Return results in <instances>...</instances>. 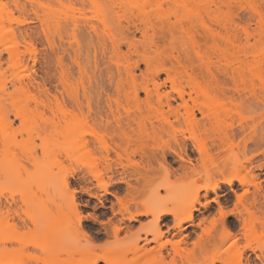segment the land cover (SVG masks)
<instances>
[{
    "label": "rangeland",
    "instance_id": "rangeland-1",
    "mask_svg": "<svg viewBox=\"0 0 264 264\" xmlns=\"http://www.w3.org/2000/svg\"><path fill=\"white\" fill-rule=\"evenodd\" d=\"M55 1L18 0L15 7L12 0H2L0 5V259L12 250L9 260L19 264H264V35L253 48L255 58H241L235 65L243 78L234 82L225 65L207 52L200 31L196 41L201 58L166 23L150 46L136 28L118 27L112 20L118 38L133 37L136 49L122 44L116 61L110 43L90 29L95 14L80 0H58L85 11L57 7L53 24L45 32L36 3L54 5ZM255 1L264 10V0ZM231 13L237 25L256 28L246 2L231 3ZM229 34L242 41L239 28L232 27ZM145 58L158 70L179 61L192 73L174 82L159 74L162 102L167 99L170 110L163 105L156 111L144 107L139 111L132 104L133 94L140 102L145 99ZM128 65L134 72L133 82L124 71ZM178 92L184 93L193 114L190 123L184 122L183 109L175 111L180 104ZM211 97L217 101L208 105ZM155 99L152 93L150 102ZM128 118L136 122H130V128ZM118 128L133 138L137 130L144 131L149 136L145 152L156 160L146 165L144 158L135 156L131 160L136 166L139 163L137 173L129 169L131 165L123 170L124 160L118 165L111 154L107 172L91 133L112 136ZM224 135L228 141L217 150L215 145ZM173 136L186 140L192 165L169 152L175 147ZM198 144L205 150L202 157L193 149ZM95 167L102 171L103 182L110 183L108 193L89 174ZM122 178L133 189L138 186L136 193L120 182ZM239 178L246 180L245 186L239 185ZM226 180L232 181L231 188ZM214 184L216 194L205 191ZM115 196L129 200L133 196L135 204L128 203L123 211ZM237 196H243L247 208L255 198L252 219L243 213ZM216 197L227 213L225 222L233 237L221 234ZM194 200L198 211L192 212V223L183 224L179 234L173 217L164 213L187 215ZM38 206L45 213L33 221L24 218V210ZM240 211L247 218L244 228L237 220ZM138 213L147 215L127 219ZM57 216L36 239L24 236L38 222L49 224ZM78 217H83L86 238ZM158 217L164 235L153 243L145 232L155 228ZM105 218L108 223L103 222ZM114 227L121 228L117 237ZM166 240L173 245L161 247ZM119 250L126 252L113 259ZM80 255L92 257L80 263L76 261Z\"/></svg>",
    "mask_w": 264,
    "mask_h": 264
},
{
    "label": "bare ground",
    "instance_id": "bare-ground-1",
    "mask_svg": "<svg viewBox=\"0 0 264 264\" xmlns=\"http://www.w3.org/2000/svg\"><path fill=\"white\" fill-rule=\"evenodd\" d=\"M82 6L87 7L95 14V22H92L90 24V29L92 32L99 36V34L102 35V37L105 38L110 43L111 52L113 55V58L118 61L120 56L122 55L121 47L122 44H125L128 49H135L133 44V37L129 38L126 37V39L121 40L118 38L117 31L112 27L111 21L114 20L116 22V25L118 27H122L123 24H125L126 28L134 27L136 30L139 31L141 39L143 42L149 44L150 46L155 45L154 43V37L157 33V30L160 28L161 25H168L170 28H172L174 31H176L178 34L181 35L182 39H185L191 46V49L194 50L195 55L197 57L201 56V53L199 49L197 48V41H196V35L198 32H202L206 50L209 53H212L216 56V59L219 63H223L225 65V72H230L231 78L234 82H241L242 81V75L239 70L235 69V65L241 62V58L246 59L247 56L254 57L253 48H255V43L264 35V14L262 10L263 6L260 4H257L255 0H80ZM13 5L17 7L19 5L18 0H12ZM239 2H246L249 10L255 18V29L251 30L250 24L239 26L235 23L232 13H231V3H239ZM2 4V0H0V5ZM107 4L109 6H107ZM37 9L39 11V17L41 21V25L44 28L45 32H49V26L53 24V18L54 15L57 13V7L65 8L70 11H76L78 13H83L84 7L81 9H76L74 7V4L71 3H63L58 0L54 2V5L52 4H45V3H36ZM168 13L170 18L167 17ZM167 17V18H166ZM252 21V20H251ZM232 27L239 28L241 31V38L242 41L236 37L235 35L229 34L232 30ZM0 29H3V23L0 21ZM254 41V44H251L250 42ZM201 58V57H200ZM145 65H146V83L143 86L142 90L145 94V99L140 102L138 100L137 94H133L132 104L134 105L136 110H141L142 107H144L146 110H154L156 111L159 108H161L163 105L167 109H171L170 102L166 99L165 102H162V96L160 94V88L159 85H157V79L159 78L160 73H164L167 76L168 80H171V82H174L178 78L191 77V72H189L185 67L180 65L179 61H175V65H172L171 67H165L162 69H155V67L152 65L150 60L148 58L144 59ZM124 71L130 79L134 80V72L130 68V66H126L124 68ZM207 74L211 76V73L208 69L205 70ZM20 88L22 87V83L18 82ZM149 84L152 86V89L149 88ZM4 87H2V90H4ZM261 91L264 93V87H261ZM154 93L156 99L154 100V103H151V94ZM190 98V96H189ZM178 99L180 101V104L177 105L178 109H183L186 117L184 119V122H189L193 119V114L189 112V109L187 107V102L184 98L183 92H178ZM3 100L0 99V102ZM217 99L215 97H211L209 99V104H215ZM116 106H119V103L115 102ZM205 106V105H204ZM221 107H224L221 106ZM206 109H209V107L205 106ZM109 109L110 106H109ZM129 117V116H128ZM128 122L126 123V126L130 128V122L134 123L135 119L128 118ZM136 123V122H135ZM118 134L114 133L112 136H100L97 131L92 130L91 137L94 139L96 143V149L99 151L100 155H102V161L104 165V168L107 172L110 173L111 167L110 162H112L111 154L114 155V159L118 161L119 163L124 160L123 163L125 165L121 164L122 167L126 166L129 169L131 168L133 172L134 170H139L140 166H136L135 162H132L131 159H133L135 156H139L140 159H145L148 162L152 161V159H155L153 155H148L145 152V149L147 148L144 141L145 138L149 137L144 131L137 130L135 133V138H133L130 133L122 130L121 128H118ZM129 132H133L132 130ZM134 133V132H133ZM110 134V133H109ZM147 136V137H146ZM173 142L175 143V147L169 148V152L181 161L191 164V159L189 157L188 151H187V143L186 140L179 141L175 136L172 137ZM108 140V141H107ZM228 141V138L226 135L224 137H221L218 139V144L215 145L217 150H220L224 143ZM261 141L264 142V138L261 139ZM194 151L202 157V154H204L205 150L201 145H193ZM161 160L163 163L165 159L164 153L161 154ZM143 159V160H144ZM114 160V161H115ZM158 160V159H157ZM134 161V160H133ZM116 163V162H114ZM122 163V162H121ZM128 163V164H126ZM141 163V162H140ZM143 163V162H142ZM162 163V164H163ZM185 163V164H186ZM120 165V167H121ZM192 165V164H191ZM184 166V165H183ZM164 168V167H163ZM186 168V167H185ZM94 169V168H93ZM123 170L125 167L122 168ZM190 172H194V167H188ZM259 169H261V166H259ZM136 170V171H137ZM90 170L89 174L93 177L95 181H97L98 184L101 185L104 193H108L107 187L110 183H104L101 179V173L100 170L95 167L93 172ZM92 173V174H91ZM106 173V172H105ZM137 173H139L137 171ZM140 176V175H139ZM142 176V175H141ZM140 176V177H141ZM109 178V177H108ZM140 179V178H139ZM138 179V180H139ZM136 177V182H139ZM255 180V179H254ZM120 182H124L127 187L131 190L137 191L138 186L133 189L134 187L127 183V181H124L123 178L120 180ZM226 185H228L230 188L232 187V181L226 180L224 181ZM238 183L240 186L246 185V180L244 178H239ZM66 185V183H65ZM255 187L258 189V187L255 185ZM218 190V186L216 184L211 185L205 189L206 192L210 191L213 194H216V191ZM128 191V190H127ZM133 193V194H134ZM131 194V193H130ZM128 195V194H127ZM262 195V194H261ZM264 199V195L261 196ZM116 204L120 207L119 209H123V211H127V204L128 203H134L133 196L130 197L131 199L125 200L124 198L116 197ZM214 203L218 206V213L220 215L221 220V234L227 238L233 237L229 226L226 224L225 217L227 216V213H224V215H221V207L218 201V197H216L214 200ZM198 204L197 200H194L190 203L189 211L187 215H184L182 217H177L176 213H164L169 214L173 217L174 227L180 231H182V225L183 224H190L192 223V212L198 211L197 208H195V204ZM237 203L242 207L243 213L248 215V219H252L254 217V214L252 212L253 205L255 204V198L252 199L250 202V208H247L244 203L243 196L238 197L237 196ZM135 204V203H134ZM208 202L203 204L204 209L208 206ZM77 206V204H75ZM79 205V204H78ZM45 213L43 211L42 206H38L35 210L27 209L22 212L25 219L28 221H33L36 217L40 216L41 214ZM242 211L237 213V220H239L242 223L243 228L246 225L247 218L243 217ZM80 215V214H79ZM147 213H138L135 215H129L127 218L130 220H135L136 217L140 216H146ZM82 216V215H81ZM8 217H5L3 221H5ZM57 217H53L50 219L49 224H46L44 222H38L32 230H30L26 235H24L26 238L29 239H36L40 235H42V232L47 229L49 226L54 224V222L57 220ZM83 217H78V227L82 230L81 221ZM93 218V217H92ZM95 219V218H93ZM25 220L22 219V222ZM160 221V217L156 219V226L153 230L145 232V234H149L152 236L151 242L157 243V241L163 237L164 232H162L158 226V222ZM80 225V226H79ZM80 230V231H81ZM84 230V229H83ZM81 231L82 236L86 238L87 233L86 231ZM121 228L114 227L113 228V235L117 237L119 231ZM167 232V231H166ZM89 236V235H88ZM87 236V237H88ZM180 238V237H179ZM183 239H179L177 242L182 241ZM165 245H173L172 242L169 240H166L162 244H160L161 247H164ZM12 250H7L4 257L0 259V264H19V263H12L10 258V253ZM126 251L119 250L116 251L113 255V259H116L118 257H121L123 253ZM92 257V255H80L77 258V262L83 263L88 258ZM15 258H21V256H16ZM31 259V258H28ZM36 263V261L34 262ZM125 264H135L132 261L127 262Z\"/></svg>",
    "mask_w": 264,
    "mask_h": 264
},
{
    "label": "snow or ice",
    "instance_id": "snow-or-ice-1",
    "mask_svg": "<svg viewBox=\"0 0 264 264\" xmlns=\"http://www.w3.org/2000/svg\"><path fill=\"white\" fill-rule=\"evenodd\" d=\"M76 191H80V189L77 188ZM96 195H99V193H97ZM88 211H90V208L88 209ZM221 215H224L223 209H221ZM103 222H104V223H108V221H107L106 218L103 220Z\"/></svg>",
    "mask_w": 264,
    "mask_h": 264
}]
</instances>
